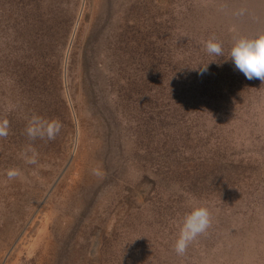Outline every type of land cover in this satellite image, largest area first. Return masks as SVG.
I'll use <instances>...</instances> for the list:
<instances>
[{"label":"rangeland","instance_id":"374dc122","mask_svg":"<svg viewBox=\"0 0 264 264\" xmlns=\"http://www.w3.org/2000/svg\"><path fill=\"white\" fill-rule=\"evenodd\" d=\"M240 36H264V0H0V264H264V90L223 62ZM195 207L209 226L178 254Z\"/></svg>","mask_w":264,"mask_h":264},{"label":"clouds","instance_id":"9594fccd","mask_svg":"<svg viewBox=\"0 0 264 264\" xmlns=\"http://www.w3.org/2000/svg\"><path fill=\"white\" fill-rule=\"evenodd\" d=\"M205 47L210 54L223 56L222 45L214 39L206 41ZM229 61L248 81V84L245 85L241 92L247 94L253 91L264 90V36L257 38L240 36L236 38L228 52V59L223 62ZM208 65L199 68L200 72L206 71ZM7 124L8 122L5 120L3 124L0 125V136L7 135ZM45 125L43 129L29 126L27 129L29 136H35L46 132L48 137L52 138L56 131L59 130V125L55 121L50 123L45 122ZM29 163H36L35 157L31 158ZM18 174L16 170H11L8 173L9 177H14ZM209 223V212L206 208H193L183 218L179 236L174 245L175 251L178 254L183 253L188 244L207 229Z\"/></svg>","mask_w":264,"mask_h":264}]
</instances>
